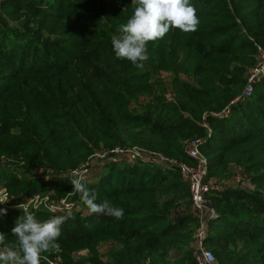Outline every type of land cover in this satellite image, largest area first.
<instances>
[{
	"label": "trees",
	"instance_id": "obj_1",
	"mask_svg": "<svg viewBox=\"0 0 264 264\" xmlns=\"http://www.w3.org/2000/svg\"><path fill=\"white\" fill-rule=\"evenodd\" d=\"M46 1L60 9L45 15ZM190 2L198 30L149 42L141 70L116 59L111 43L133 13L131 0H2L0 157L17 158L24 171L0 174V184L16 196L62 192L73 188L63 174L106 149L140 148L192 164L188 144L200 139L210 178L225 184L235 164L252 182L208 195L215 216L206 246L219 264H264V77L251 97L236 101L264 51V0ZM4 14L21 26L24 14L34 19L22 33L5 26ZM163 74L173 76L176 103L166 99ZM42 166L60 176L44 183L25 175ZM98 177L86 187L97 203L123 209L122 219L90 215L78 193L84 213L28 211L40 221L69 217L57 241L62 264H196L200 220L189 213V187L177 169L123 159L106 163ZM23 215L0 214L9 246H17L11 229ZM105 244L106 260L99 255ZM81 250L91 257L76 260Z\"/></svg>",
	"mask_w": 264,
	"mask_h": 264
},
{
	"label": "clouds",
	"instance_id": "obj_2",
	"mask_svg": "<svg viewBox=\"0 0 264 264\" xmlns=\"http://www.w3.org/2000/svg\"><path fill=\"white\" fill-rule=\"evenodd\" d=\"M133 13L126 23L120 25L118 36H113L111 43L115 58L127 60L135 68L144 69L148 61L149 42H157L173 30L183 34L194 33L199 27V17L196 8L190 0H131ZM47 179V178H45ZM73 192L79 194L80 200L86 206L90 215H105L117 220L123 218V209L113 206L107 199L97 203V194L90 191L83 176L72 181ZM3 204V203H0ZM17 207L24 211L11 229V234L17 242L16 247L5 243L6 235L0 233V264H53L45 253L59 251L61 245L57 242L61 228L69 218L67 215L55 216L46 221H40L27 211L25 204ZM0 214H6L0 209Z\"/></svg>",
	"mask_w": 264,
	"mask_h": 264
},
{
	"label": "rangeland",
	"instance_id": "obj_3",
	"mask_svg": "<svg viewBox=\"0 0 264 264\" xmlns=\"http://www.w3.org/2000/svg\"><path fill=\"white\" fill-rule=\"evenodd\" d=\"M1 1L2 0H0V4ZM59 9H60V5L57 2H52L50 4L49 1H46L42 4V11H44L45 15H50L51 12L58 11ZM4 15H5V21H4L5 26H7L9 29H13V28L18 29L22 33L26 31V26L28 24L31 25V20L34 19V16L32 14H24L21 18H19V20L22 21V26H21V24L18 21H15V19H13L11 16H7L6 14ZM39 19L41 18L39 17ZM248 39L250 41V38ZM257 60H258L257 68L259 69V71H262L264 69V51H262L261 49H260V54L257 57ZM263 77L264 75L258 78L255 81V84L258 83ZM182 78L185 81L193 83V80L185 75H183ZM163 81L165 82L167 88L166 99L168 101H173L174 103H176L177 98L173 88L174 87L173 76H171V74H163ZM140 101L145 104L147 103L148 100H146V97L143 96V98L139 100V102ZM236 101H242L241 96ZM224 115L225 116L229 115V110H225ZM105 152H110V150L106 149V150L95 151V153L88 158V161L85 162V164L81 165L79 169L73 170L69 174H63L64 179H68L67 182L71 183L72 176L74 177L83 176L84 178L87 177L86 180L88 181L89 180L95 181L96 179L99 178L98 176L102 172L104 165L106 163L114 162L113 160H111L113 156H109L110 159L109 157L104 159L102 158V155L100 154H103ZM169 158L174 159L171 157ZM174 160L182 161L179 159H174ZM88 164L90 165V167L84 169L89 166ZM23 166H24L23 163H19V160H17V158H14L12 156L0 157V174L4 176L13 175V176H18L19 178L22 177L24 171V169L22 168ZM231 167L233 168V170H231L230 177L227 179L226 183L225 184L219 183L221 184L220 186L223 189L231 188L232 186H234V184H230V182L235 180V177H237L238 175L240 176L245 175L249 179H251V176L246 172H244L242 167L237 166L235 164H232ZM25 175L29 177V180L31 181H42L44 183L50 182L53 179H56L57 177L60 176L59 173L53 171L47 166L39 167L33 170L31 173L27 172ZM68 185L69 184H67V186ZM71 192H73V188L70 187L68 189L63 190L62 192L60 190L59 191L48 190L44 192H38L36 194H33L32 196H26L23 193H21L19 196H16L11 194L7 188H5L3 185L0 184V203H3L0 204V209H5L6 214L13 211H23L19 209L17 205L24 203L27 211H35V212L50 213V214H61V213L73 214L80 211L84 213V211H82L81 203L78 200L79 197L78 194L69 195V193ZM189 213L191 214V207ZM209 235H210V227L208 229V236ZM110 246L111 245L109 244H105L99 249L100 258L103 257L104 260L107 259L108 257L107 254L111 248ZM212 246H213L212 244L207 245V247L214 253L215 251L213 250ZM44 255H47L48 258L53 261V264L63 263V252L61 249L58 252L53 250L48 253H45ZM73 256L75 257L76 260H80V261H83L82 258L89 259L91 257L90 252H88V250H81L76 254H74ZM216 258L219 264V259L218 257ZM42 264H44V262H42Z\"/></svg>",
	"mask_w": 264,
	"mask_h": 264
},
{
	"label": "built area",
	"instance_id": "obj_4",
	"mask_svg": "<svg viewBox=\"0 0 264 264\" xmlns=\"http://www.w3.org/2000/svg\"><path fill=\"white\" fill-rule=\"evenodd\" d=\"M257 65L248 74L247 86L241 96L242 100L252 96L255 90V81L264 75V69L259 71ZM202 143V140L197 139L188 144L187 155L192 160V164L170 159L160 154L150 153L140 148H134L133 150L116 148L100 155H102L103 159L113 156L111 160L114 162L127 159V161L147 162L164 169H177L189 187L191 214L200 220L199 227L193 236L195 262L196 264H218L215 254L206 246L209 229L208 222L215 216L207 197L211 192L222 191L223 188L216 179L208 176V161L200 149ZM89 167L90 165L84 169ZM74 178L76 177H71L72 180ZM86 178H84V181H87ZM235 182V185L232 186L233 188L241 187L247 189L252 187L251 179L245 175L235 177Z\"/></svg>",
	"mask_w": 264,
	"mask_h": 264
},
{
	"label": "crops",
	"instance_id": "obj_5",
	"mask_svg": "<svg viewBox=\"0 0 264 264\" xmlns=\"http://www.w3.org/2000/svg\"><path fill=\"white\" fill-rule=\"evenodd\" d=\"M231 170H233V168L231 167ZM235 180L231 181L230 184H234L235 185Z\"/></svg>",
	"mask_w": 264,
	"mask_h": 264
},
{
	"label": "water",
	"instance_id": "obj_6",
	"mask_svg": "<svg viewBox=\"0 0 264 264\" xmlns=\"http://www.w3.org/2000/svg\"><path fill=\"white\" fill-rule=\"evenodd\" d=\"M215 215V214H214Z\"/></svg>",
	"mask_w": 264,
	"mask_h": 264
}]
</instances>
